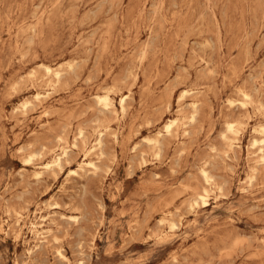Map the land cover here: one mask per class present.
Wrapping results in <instances>:
<instances>
[{
    "label": "rangeland",
    "instance_id": "obj_1",
    "mask_svg": "<svg viewBox=\"0 0 264 264\" xmlns=\"http://www.w3.org/2000/svg\"><path fill=\"white\" fill-rule=\"evenodd\" d=\"M43 64L63 76L35 99ZM109 87L117 112L96 102ZM183 89L193 92L178 106ZM244 89L261 105L241 108ZM194 95L190 135L162 137L157 158L145 137L190 111ZM228 120L248 123L224 155ZM99 121L118 136H104L98 174H68L82 160L79 143L60 173L33 177L26 156L48 162L59 136L72 147L81 127L93 143ZM255 125H264V0H0V264H264V162L248 153ZM205 162L222 190L193 211ZM163 211L174 232L159 224ZM31 221L52 232L33 235Z\"/></svg>",
    "mask_w": 264,
    "mask_h": 264
},
{
    "label": "bare ground",
    "instance_id": "obj_2",
    "mask_svg": "<svg viewBox=\"0 0 264 264\" xmlns=\"http://www.w3.org/2000/svg\"><path fill=\"white\" fill-rule=\"evenodd\" d=\"M68 66H69V68L72 69L73 64L68 63ZM43 69L45 71V75L47 76V79L45 80V82H46L45 86L46 87L41 88V89H37L38 87L36 88V93L34 94L35 99H40L41 97H47L49 94L50 87L58 84L62 80L63 69L60 66L54 67V66H50L48 64H43ZM31 80H32V78H31ZM191 91L193 92V90H190V89H183L180 91L179 97H178V106L181 105V103L190 94ZM196 91L197 90L195 89V92ZM115 92H116L115 89H113L112 87H109V88H106V90L103 93L96 94L97 105H100L107 110L117 112L118 108L116 106V103H114ZM173 92H174V90L171 91V93L169 94V98L172 97ZM242 93H243V97L240 99L238 98V102L240 104V107L243 108L245 111H248L249 105H251V104L256 105V103H259V100L256 99L250 91H245V89H244L242 91ZM130 96H131L130 90L127 94L120 95L119 104L121 106L122 112H126V109H127L126 108V101ZM200 100L201 99L199 98L198 95L192 96V99L190 100V103H189V107H190L189 109H191L190 111H184L183 112L180 109L179 115L175 114L177 116H175L173 118H169L166 121L163 128L161 127L162 129L158 130L153 136H146L145 137V141L151 146V148L154 149V154L157 158H159L161 156V143H162L161 138L162 137L168 136V137L174 138L175 140L179 141L181 138H184L187 135H190V134H188L189 129L187 127V123H188V121H189V123H191V122L193 123L194 121L197 122L196 119H197V116H199L200 106H201V104L199 103ZM29 103H30V100H25L22 103V107H23L22 109L25 110L28 107ZM169 104H170V99L168 102V107H169ZM233 105H234V101L231 100L229 107L233 106ZM260 105H261V102L259 103L258 106H260ZM260 109H259V112L262 111ZM188 113H190V115ZM246 123H248V122H245V121L242 122L240 120H238V121H229V120L226 121L227 132L221 135L222 139L226 142V144L228 146V150L223 151L224 155H226L230 151L232 152L236 146L241 145V144H239L240 135L243 132V129H244ZM97 127L99 129H97V130L95 129L96 130V134H95L96 138L94 139L93 143H91V141L88 140V136H87V141H86L85 131L81 127L79 132H78L80 134V136L76 137V138H80V141L77 142V140H75V141L73 140L72 147L67 145V143H68L67 136H65V135L59 136V139H58V150H59V152L54 151L50 155L51 158H50V160H48V162H46V163H35L34 164L33 160H34L35 155H36L35 153H31L30 155L26 156L23 159V162L26 165L30 164V165L34 166L32 174H33V177L35 179L42 178V176L45 175V172H47V171H53L55 174H58L63 170V164H68L69 157H70V150H72L74 147H78L79 143H82V160L79 161L77 168H71L69 170L68 174H74V175L77 174L78 175L80 171H83V172L87 171V172H91L92 174H98L102 169L100 162L104 159V157L106 155V150L104 147V136L105 135L112 136L113 140L116 141L118 134H117L116 129L113 127V124H111V123L99 121ZM253 132H254V134L252 135L250 142H249L248 153L249 154H253V153L258 154L259 158L256 161L264 162V125H255L253 127ZM134 149H137V147L134 146ZM215 150H217V149H215ZM40 155H41V153H40ZM113 156H115V154H113ZM40 158H41V156H40ZM251 159H253V158H251ZM256 166L257 165L254 164V165H251V167H250L252 170V174L250 173L251 178H253L257 173L256 171H258L257 170L258 168ZM199 167L200 168H199L198 172L200 173V179H198V180L201 182V186H200V189L198 188L199 186L192 189L193 190L192 191V199H191L190 203L189 202L187 203V205L189 204V208L193 211L209 205L210 204V198L212 197L213 193L217 192L216 194H214L216 196V195L220 194L218 192H220L222 190L221 184L216 180V178L214 177V174L210 171L207 162H205L203 165H201ZM106 172H108V171H106ZM221 194H222V192H221ZM48 206H54V207L58 206V202L54 201L53 203H49ZM75 209H76V205H75ZM15 214L17 215V217H19L18 222H20V218L23 214L17 210H15ZM170 214H171L170 211L169 212L163 211L162 216L160 217V219L158 221L160 225L162 224V225L166 226V228L168 229L167 231L169 233L174 232L175 229L178 227V224L175 223L170 218L171 217ZM62 216L63 217H69L73 221H78V219H79L78 216L74 215V214H68V215L62 214ZM40 217L46 218L48 216L41 215ZM8 229H9V227H8ZM40 229L43 230V231L41 230L43 233L52 232L50 225H48L46 227H42V225H41L39 227L37 225V223L31 221L30 225L28 226V230H30L31 233H33V235L40 232ZM14 235H15V238H19L21 236L20 230H14ZM53 235H54V240H56V241L59 240L57 235H55L54 233H53ZM155 236L163 238L165 236H168V233H165V232L162 234L157 233V234H155ZM31 250H28V253L31 252ZM56 254L59 257V259H62V260L64 259L66 261L68 260V257L65 255L64 251L62 250V246L56 247ZM33 260L34 259H32L31 262H33ZM16 264H20V263L17 262ZM78 264H83L82 259H79Z\"/></svg>",
    "mask_w": 264,
    "mask_h": 264
}]
</instances>
